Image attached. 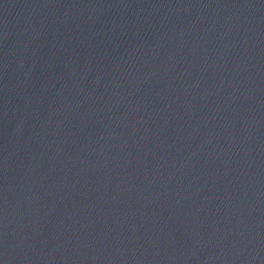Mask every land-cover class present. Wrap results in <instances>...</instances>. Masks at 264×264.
Instances as JSON below:
<instances>
[{
	"label": "water",
	"instance_id": "1",
	"mask_svg": "<svg viewBox=\"0 0 264 264\" xmlns=\"http://www.w3.org/2000/svg\"><path fill=\"white\" fill-rule=\"evenodd\" d=\"M0 264H264V0H0Z\"/></svg>",
	"mask_w": 264,
	"mask_h": 264
}]
</instances>
